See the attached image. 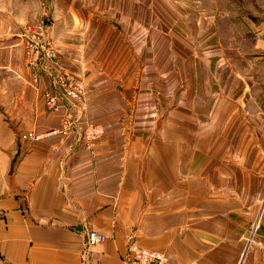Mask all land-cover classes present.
I'll list each match as a JSON object with an SVG mask.
<instances>
[{
  "label": "crops",
  "instance_id": "obj_1",
  "mask_svg": "<svg viewBox=\"0 0 264 264\" xmlns=\"http://www.w3.org/2000/svg\"><path fill=\"white\" fill-rule=\"evenodd\" d=\"M189 2L51 0L57 60L38 66L8 38L0 264H128L131 241L178 264H264V0L253 35L225 43ZM62 71L81 96L48 111ZM66 114L71 131L51 132ZM88 119L104 127L90 149ZM90 229L105 240L87 245Z\"/></svg>",
  "mask_w": 264,
  "mask_h": 264
},
{
  "label": "rangeland",
  "instance_id": "obj_2",
  "mask_svg": "<svg viewBox=\"0 0 264 264\" xmlns=\"http://www.w3.org/2000/svg\"><path fill=\"white\" fill-rule=\"evenodd\" d=\"M50 1L51 0H0V75H6L8 72L13 73L12 68L4 66L6 60L14 58L16 61H19L17 58L18 55H12L10 51L11 44L9 43L8 38L12 36L22 38L21 41L24 50V58L26 63L30 64L26 58L25 34H28V29L31 28L34 23L44 19L43 17L45 13L49 10ZM189 1L192 12H197L198 9H201L203 12L207 13L208 19L212 18L208 20V29H210V35L208 34V38L214 39V22L216 20L218 21L222 39L225 40L224 43L230 41L231 37H235L241 41L242 35H253V24L257 25L260 23L263 16V0ZM215 13H217V15H215ZM210 21H212L213 24L210 23ZM11 32H13V35ZM197 40L199 41V38H197L196 41ZM207 48L209 49L208 46ZM207 54H209L208 58H213L214 53L207 50ZM226 55L227 53L225 51L224 58ZM40 62L30 65L38 66ZM34 80L36 81V76Z\"/></svg>",
  "mask_w": 264,
  "mask_h": 264
},
{
  "label": "built area",
  "instance_id": "obj_3",
  "mask_svg": "<svg viewBox=\"0 0 264 264\" xmlns=\"http://www.w3.org/2000/svg\"><path fill=\"white\" fill-rule=\"evenodd\" d=\"M47 13V12H46ZM44 19L34 23L31 28L28 29V34H25V52L27 61L30 64L36 62H43L57 60V49L55 43L48 37V27ZM56 86L59 88L60 93L45 94L44 105L48 111L57 110L61 105L60 96L70 101H76L81 96L80 83L75 78L71 77L66 72H60L55 77ZM74 124V120L71 114H66L60 120L59 126L53 128L51 132L67 134L71 131ZM104 127L100 122L93 120H85L82 129V142L88 149L92 148L94 142L103 134ZM23 138H40L42 133L33 131L23 132L21 134ZM104 233L90 229L86 233V244L94 245L98 242L105 240ZM129 260L128 264H178L172 262L163 251L149 248L146 246L138 245L131 241L128 246Z\"/></svg>",
  "mask_w": 264,
  "mask_h": 264
}]
</instances>
